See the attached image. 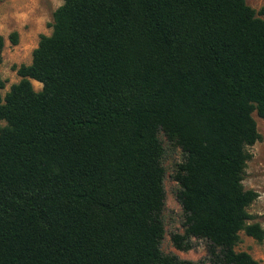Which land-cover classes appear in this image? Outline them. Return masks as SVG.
I'll return each instance as SVG.
<instances>
[{
    "label": "trees",
    "instance_id": "1",
    "mask_svg": "<svg viewBox=\"0 0 264 264\" xmlns=\"http://www.w3.org/2000/svg\"><path fill=\"white\" fill-rule=\"evenodd\" d=\"M49 26L0 97V264H204L161 251L160 133L182 153L174 247L258 264L235 248L264 240L242 184L264 120V7L64 0Z\"/></svg>",
    "mask_w": 264,
    "mask_h": 264
},
{
    "label": "rangeland",
    "instance_id": "2",
    "mask_svg": "<svg viewBox=\"0 0 264 264\" xmlns=\"http://www.w3.org/2000/svg\"><path fill=\"white\" fill-rule=\"evenodd\" d=\"M246 4L255 12L264 7V0H245ZM59 0H18V8H12L6 4V0H0V8L7 12L9 17L5 23L3 32V47L0 55V77L4 81V87L0 89V97L3 98L9 91L11 85L19 81L16 69L21 65H29L32 59V52L37 47L41 35H50L52 16L58 8ZM18 14L13 18L12 13ZM17 33V43L12 44L9 35ZM16 81V82H13ZM35 91H40L42 85L31 81ZM260 140L253 146L247 147L250 155L246 163L243 175V187L246 190H253L257 194L255 201L247 208L252 217L250 223H259L264 229V120L253 115ZM0 122V127L4 126ZM159 138L163 143L164 155L162 163L165 169L164 189L165 207L162 213L164 223V237L161 242V251L166 255H175L179 259L189 262H205L206 242L192 239L193 248L188 251H181L174 247L171 241V234L183 233V212L176 200V192L179 189L174 180L176 166L182 161V153L179 148L167 142L162 133ZM236 251L249 253L258 264H264V240L261 243L240 233V241L236 246Z\"/></svg>",
    "mask_w": 264,
    "mask_h": 264
},
{
    "label": "clouds",
    "instance_id": "3",
    "mask_svg": "<svg viewBox=\"0 0 264 264\" xmlns=\"http://www.w3.org/2000/svg\"><path fill=\"white\" fill-rule=\"evenodd\" d=\"M63 3L64 0H59V4L58 7H63ZM6 4L10 5L12 8H18V0H6ZM17 12H13L12 16L13 18H15V16L17 15ZM9 17V14L7 12H3L2 8H0V32H3L4 28H5V23L4 21H6ZM16 82V81H13Z\"/></svg>",
    "mask_w": 264,
    "mask_h": 264
}]
</instances>
